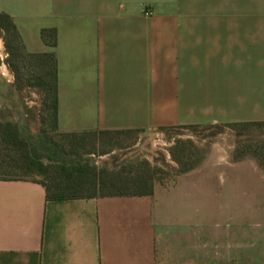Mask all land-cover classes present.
Segmentation results:
<instances>
[{"label":"crops","instance_id":"1","mask_svg":"<svg viewBox=\"0 0 264 264\" xmlns=\"http://www.w3.org/2000/svg\"><path fill=\"white\" fill-rule=\"evenodd\" d=\"M0 13L25 51L54 54L59 132L264 123V0H0ZM0 264H264V162L217 141L166 188L60 200L0 179Z\"/></svg>","mask_w":264,"mask_h":264},{"label":"rangeland","instance_id":"2","mask_svg":"<svg viewBox=\"0 0 264 264\" xmlns=\"http://www.w3.org/2000/svg\"><path fill=\"white\" fill-rule=\"evenodd\" d=\"M7 58L0 33V118L16 122L33 135H42L46 141L66 152L72 151L73 154L67 157L86 160L96 173L121 172L120 176L131 178L132 170L139 165L151 179L152 186L166 188L178 171L173 149L178 150V156L184 162L182 165L189 167L199 163L209 146L217 141L234 144L238 154L244 157L251 154L264 162V125H207L149 131L90 130L74 133L53 130L47 121L40 122L43 112L38 109V94L28 88H23L21 93L13 89L14 74ZM22 59L18 65L24 78L27 75L24 66L27 62L26 58ZM27 178L40 176L31 174ZM131 187L128 183L119 188ZM109 190L117 189L109 185L100 188L103 192Z\"/></svg>","mask_w":264,"mask_h":264},{"label":"trees","instance_id":"3","mask_svg":"<svg viewBox=\"0 0 264 264\" xmlns=\"http://www.w3.org/2000/svg\"><path fill=\"white\" fill-rule=\"evenodd\" d=\"M0 33L8 57L7 63L14 74L13 89L21 93L23 88H28L37 93L39 96L38 109L43 112L40 122L47 121L48 125L57 131L56 65L53 52L29 53L25 51L12 19L5 13H0ZM39 36L45 44L54 46L55 30L53 28H42ZM22 58H26L27 62L26 65L23 64L27 69V75L24 78L20 74L18 65L23 60ZM35 69L38 71L35 72ZM263 124L253 123V125ZM175 149L172 152L178 165V171L190 169L192 166L182 165L184 162H181L178 150L175 151ZM72 154V151L66 152L56 144L46 141L40 134L29 133L16 122L0 118V179H29L27 176L31 174L38 175L40 178L30 179L43 186L45 198L48 200L151 193V179L139 165L132 170L131 178L120 176L121 172L96 173L86 160L71 158ZM67 155L70 156L67 157ZM128 183L132 185L131 189L119 188ZM105 185L117 190L100 191V188L102 189ZM88 188L90 190L87 191Z\"/></svg>","mask_w":264,"mask_h":264},{"label":"built area","instance_id":"4","mask_svg":"<svg viewBox=\"0 0 264 264\" xmlns=\"http://www.w3.org/2000/svg\"><path fill=\"white\" fill-rule=\"evenodd\" d=\"M141 10H142V13L145 15L149 13V10L147 8L143 7V8H141Z\"/></svg>","mask_w":264,"mask_h":264}]
</instances>
